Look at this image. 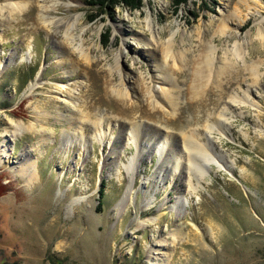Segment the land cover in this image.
I'll list each match as a JSON object with an SVG mask.
<instances>
[{
  "label": "rangeland",
  "instance_id": "obj_1",
  "mask_svg": "<svg viewBox=\"0 0 264 264\" xmlns=\"http://www.w3.org/2000/svg\"><path fill=\"white\" fill-rule=\"evenodd\" d=\"M53 2L50 19L80 17L70 44L40 19ZM174 8L0 0V144L12 145L0 160V264H264V0ZM40 112L44 128L10 135ZM183 139L212 156L203 179ZM25 151L39 159L32 186L15 167ZM178 227L187 236L174 242Z\"/></svg>",
  "mask_w": 264,
  "mask_h": 264
},
{
  "label": "bare ground",
  "instance_id": "obj_2",
  "mask_svg": "<svg viewBox=\"0 0 264 264\" xmlns=\"http://www.w3.org/2000/svg\"><path fill=\"white\" fill-rule=\"evenodd\" d=\"M21 9H22V6L18 5L17 9H15L14 11L17 10L16 12L18 13ZM49 9H56V7L54 5V2L52 3V5L49 8L45 7V11L41 13L40 19L42 20V22L46 23V25L55 24L56 23L57 26H63L65 28V38H66V40L68 41L69 44L72 43L74 39H73V34H72L71 31H73L74 26H76V23H78L80 17L79 16H75V18L71 22L62 21L60 19H55V18H51L50 19L49 18V14H48V10ZM223 25L225 26L226 23H224ZM148 26L150 28V25H148ZM81 32L83 34L85 32V30H82ZM82 34H80V36ZM153 40H154V38H153ZM82 44L83 43L75 46L74 50H77L79 52L80 57H81V59L83 61H88V60H90V58H89L90 57L89 56V50L88 51L84 50ZM147 44L148 43H146V45ZM165 49H166L165 50V54L163 56V60L161 61L162 62L161 67L164 70V74H165V78H166L167 77L166 73H167L168 69L165 68V65H164L165 63H163V62L167 61V59L169 57H171V56L168 53L169 52L168 47H166ZM209 51L213 52L212 46L209 47ZM118 56H119V54H117L116 58H115L116 59V66H117V72H119V74L121 76V71H120V68H118V64H117ZM208 62H209V59H208ZM169 80H171V79H169ZM122 81L124 82V78H123ZM124 85H126V83H124ZM33 86H34V84H30L31 88ZM163 94H164V95H162L164 97V98H162L163 102L164 103H169V104H171V106H174L175 101H174L173 97L170 95V92L169 91H166V92L164 91ZM122 95L126 96V97L127 96H131L132 97V91L130 89H128V87H127L125 89V93H123ZM150 95H151V93L149 91V96ZM156 97H157V95H156ZM53 98H56V96L53 97ZM239 103L240 104L241 103L242 104H247L248 102H246V100H240ZM225 119H228V118L225 117ZM54 120L55 121H60V120H62V118L59 115H55L54 116ZM38 122L39 123H43V124H41V127L44 128L45 127L44 123L48 124L50 122L49 121V114H47L45 112H40V114L37 116V118L35 120L29 122V124H24V123H21V122L12 121L10 125L13 127V129L11 130L10 135L15 137V136H17V134H21L22 132L29 131V130H34ZM217 126H218L217 129L219 130V132L224 134V131L220 128V124H218ZM213 129H215V128H213ZM83 132H84V129H83ZM50 133H54V130L51 129ZM135 134H137V133L135 132ZM49 139H50V136H48V135L46 136V134H43L42 141H41L42 144L43 145L47 144V140H49ZM65 139H66L65 142L64 141H62V142H64V146H66V148H67L68 144L72 143V141H70V138L69 137L67 138V136H66ZM183 144L187 147V149L189 151L188 158L190 159V162H191L190 163L191 164L190 165V169L191 170H195L198 173V177L200 179H203V176L206 173V172H204V169H203V167H205L206 163H204L203 161L205 160V161H207V163L208 162L209 163L213 162L214 160H213L212 156L209 154L208 149H206L205 146L204 147H199V146L193 144L192 142H190V140H185V139H183ZM11 149H12V145H10L8 140L4 139L1 142V144H0V160H1V162L4 161V160H7L10 157ZM162 162H165V161L162 160ZM216 162H218V161H216ZM219 163L223 166V168L226 167V165L222 161L219 160ZM202 165H203V167H202ZM15 167H16V170L20 173V175L25 179V184L28 185V186H32L35 183V181L40 177L39 169H38V167H39V159L37 157H30L28 155V151H25V152L22 153L21 161ZM157 176H160V174H158ZM81 189L83 190V188H81ZM156 218L157 217H155V220H156ZM151 222H153V221H151ZM190 225H191V228H193L192 230H195L196 233H197L198 232V227L195 224H190ZM205 226H206V224H205ZM212 228L213 227H210V231H212ZM208 231H209V228H208ZM169 235L172 236V238H173L172 240L174 242L176 241L177 238H181V237L185 238L187 236V234L185 235L183 233L182 227L175 228L174 231L169 233ZM157 244H159V245L156 246ZM157 244L155 245L156 246V249H155L156 251H164L165 255L168 256V258L171 257V250H172L171 247H167L166 243L163 242V241H159ZM161 260H163L162 257H161Z\"/></svg>",
  "mask_w": 264,
  "mask_h": 264
},
{
  "label": "trees",
  "instance_id": "obj_3",
  "mask_svg": "<svg viewBox=\"0 0 264 264\" xmlns=\"http://www.w3.org/2000/svg\"><path fill=\"white\" fill-rule=\"evenodd\" d=\"M87 2L90 6L99 8L100 13L101 10L112 8L115 6H122L132 11L139 10L144 6V0H87ZM172 2L175 6L174 10H177L181 6V4L186 3L187 0H172ZM96 16L97 14H94L91 17V20H93ZM109 37H110V32L106 31L104 33V38L102 40V42L105 45L108 43ZM103 194H104V186H102V189L99 192L100 198L103 197ZM98 205H100V203Z\"/></svg>",
  "mask_w": 264,
  "mask_h": 264
}]
</instances>
